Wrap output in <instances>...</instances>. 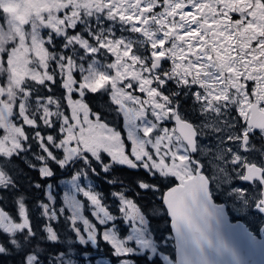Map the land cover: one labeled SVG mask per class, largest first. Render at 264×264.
<instances>
[{
	"label": "snow or ice",
	"instance_id": "snow-or-ice-1",
	"mask_svg": "<svg viewBox=\"0 0 264 264\" xmlns=\"http://www.w3.org/2000/svg\"><path fill=\"white\" fill-rule=\"evenodd\" d=\"M0 264H264V0H0Z\"/></svg>",
	"mask_w": 264,
	"mask_h": 264
},
{
	"label": "flooded vegetation",
	"instance_id": "flooded-vegetation-1",
	"mask_svg": "<svg viewBox=\"0 0 264 264\" xmlns=\"http://www.w3.org/2000/svg\"><path fill=\"white\" fill-rule=\"evenodd\" d=\"M230 221L231 222H235V221L243 222L247 228L252 230L254 232V234H256L257 236H259V233L256 232V223L253 220H251L250 218L244 217V216L237 217V216L233 215V216H230Z\"/></svg>",
	"mask_w": 264,
	"mask_h": 264
},
{
	"label": "water",
	"instance_id": "water-1",
	"mask_svg": "<svg viewBox=\"0 0 264 264\" xmlns=\"http://www.w3.org/2000/svg\"><path fill=\"white\" fill-rule=\"evenodd\" d=\"M230 223H240V224H243V225L245 226V224H244L243 222H240V221H235V222H231V221H230ZM245 227H246V226H245ZM257 238L259 239L260 236H257Z\"/></svg>",
	"mask_w": 264,
	"mask_h": 264
},
{
	"label": "trees",
	"instance_id": "trees-1",
	"mask_svg": "<svg viewBox=\"0 0 264 264\" xmlns=\"http://www.w3.org/2000/svg\"><path fill=\"white\" fill-rule=\"evenodd\" d=\"M162 226V225H161Z\"/></svg>",
	"mask_w": 264,
	"mask_h": 264
}]
</instances>
